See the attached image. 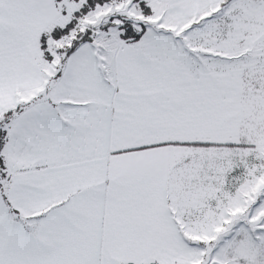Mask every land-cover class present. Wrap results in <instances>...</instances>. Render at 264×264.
Masks as SVG:
<instances>
[{"label":"snow or ice","instance_id":"6c2138e0","mask_svg":"<svg viewBox=\"0 0 264 264\" xmlns=\"http://www.w3.org/2000/svg\"><path fill=\"white\" fill-rule=\"evenodd\" d=\"M0 264H264V0H0Z\"/></svg>","mask_w":264,"mask_h":264}]
</instances>
